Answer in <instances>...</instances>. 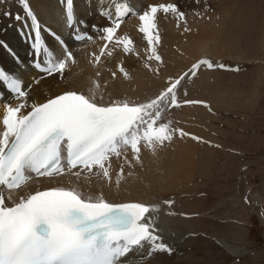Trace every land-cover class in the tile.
<instances>
[{
  "label": "snow or ice",
  "instance_id": "snow-or-ice-1",
  "mask_svg": "<svg viewBox=\"0 0 264 264\" xmlns=\"http://www.w3.org/2000/svg\"><path fill=\"white\" fill-rule=\"evenodd\" d=\"M65 2L66 25L74 29L73 38L77 42H103L98 52L89 55L94 65L100 66L106 61L116 64L118 71L109 69L113 80L118 78V73L125 79L131 78L123 62L116 59L118 50L140 56L131 36L120 34L125 17L138 15V31L147 41L143 66L157 73L158 64L163 63L158 51L161 41L158 13L174 16L178 27L181 22L187 24V14L174 2L153 3L137 14L128 0H123L114 3V14L113 10L101 5V15L109 22L104 26L93 25L94 37L79 28L83 21L76 20L74 0ZM20 3L34 32L31 47L37 57L35 69L47 77L65 79L66 73L78 63L77 52L52 32L62 47V52L54 55L42 39L41 23L29 0H20ZM208 7L205 3V11ZM5 15L11 13L6 11ZM15 19L20 21L23 17L17 14ZM190 30L184 28V31ZM0 46L15 55L4 41L0 40ZM41 52L45 54L43 62L39 59ZM152 62H158L156 68L152 67ZM202 67L240 71L239 66L231 67L205 57L184 73L169 77L166 87L143 101L112 99L111 93H107L109 98L106 99L104 86L107 81L102 86V73L97 71L87 91L69 84L41 102L33 100L31 93L43 77L34 78L25 85L22 78L0 68V81L17 101L4 105L0 122V264H129L130 254L138 256L140 264H148L157 253L171 255L175 248L163 239L158 226L160 204L111 203L102 193L86 194L71 181L70 186L24 190L40 177L69 176L77 181L83 177L87 181L91 175H97L111 182L112 157H122L125 164L133 167L141 162L143 149L155 155L177 134L181 138L191 136L194 140L210 143L175 127L173 120L167 118L172 108L182 104H205L210 108L202 100L181 101L178 98L184 81L196 77ZM184 96H187L186 89ZM123 178L122 165L115 181L117 186ZM245 202H249L247 197ZM162 203L171 206L174 201Z\"/></svg>",
  "mask_w": 264,
  "mask_h": 264
},
{
  "label": "bare ground",
  "instance_id": "bare-ground-1",
  "mask_svg": "<svg viewBox=\"0 0 264 264\" xmlns=\"http://www.w3.org/2000/svg\"><path fill=\"white\" fill-rule=\"evenodd\" d=\"M175 1L128 0L137 14L142 13L150 4ZM115 2H123V0H74L76 20L78 22L83 21L82 24H79V28L95 37L96 34L92 26H104L109 22L107 18L101 15V5L113 10L114 14ZM29 4L44 29L42 38L47 47L54 55H59L62 52L60 43L51 34L54 32L74 52H77L78 61L77 65L72 66L71 70L66 73L63 80L59 76L47 77L40 73L32 65L34 61L33 48L27 44L25 38L18 31V27L30 21L23 5L20 0H4L3 3H0V40L4 41L15 53L13 55L8 49L0 46V68L22 78L25 85L30 84L34 78L43 77L41 83L35 86L31 93L33 100L42 102L47 97L63 91L69 84L87 91L92 80L95 79V73L100 71L102 73L101 85L103 86L104 82L107 81V85L104 86L106 99L109 98L107 93H111L112 99L130 98L143 101L153 98L166 87L169 77H176L184 73L193 63L202 58L212 57L218 62L223 55L233 58L234 61H248V59L241 58L243 56L241 52H234L220 44L216 38L219 28L216 29L215 20L206 23L201 16L191 15L187 18L186 25L181 22L178 27L174 16L158 13V29L161 36L158 51L162 56L163 63L158 64V73L153 72L143 66V60L146 59L147 41L144 34L138 31L140 23L138 15L129 14L124 19L120 34L131 36L140 56L135 53L124 54L118 50L116 59L123 62L131 78L125 79L122 74L118 73V78L113 80L109 69L118 71L116 64L106 61L97 66L91 62L89 55L91 52H98L99 46L103 42L99 40H96L95 43L77 42L73 38L74 29L68 27L66 21L63 23L64 16L62 13L66 11L63 8L65 0H29ZM6 11L10 12L11 15H5ZM17 14L23 19L16 20ZM185 27L191 30L184 31ZM46 29L51 31L47 32ZM157 63L152 62V67L156 68ZM202 69L199 70L196 77L184 81L183 87L178 92V98L181 101L187 97H196L198 100L204 98L210 101L214 109H217L216 89H213L216 88L214 83L215 71ZM210 76L213 77V85L210 83ZM185 89L187 90L186 97L184 96ZM220 95L222 96V93ZM8 102L17 103L12 98V94L0 82V114L5 110L4 105ZM31 102L30 100L29 103ZM205 109L200 104H182L181 107L172 108L167 114V118L173 120L175 127L182 128L186 132L202 138L207 132L203 126L205 118L210 117L213 121L218 119L214 111V113H209ZM208 139L209 136H205L203 141ZM199 142L192 139L191 136L181 138L177 134L170 143H166L155 155L149 150L143 149L141 162L134 164L133 167L125 164L122 157H112L109 169L111 182L97 175H91L87 181L83 177L79 181L69 176L56 179L40 177L31 181L24 191L70 186L71 181V184L78 185L80 190L86 194L95 196L102 193L106 200L117 202L135 200L160 204L158 226L162 230L163 239L174 246L175 251L171 255L157 253L148 264H186L193 251L194 242L201 236V231L198 228L201 220L200 214L193 210L194 207H189L187 204L191 190L201 179V174L198 172ZM202 144L205 143L202 142ZM128 157L131 159L130 152ZM122 165L124 178L117 186L115 181ZM129 172L132 175H128ZM164 200H173L174 203L171 206L164 205L162 203ZM168 213L174 214L169 215ZM207 236L214 237L218 243L227 246L223 238L211 234ZM189 244L193 246L191 250H189ZM129 264H140V258L135 254H130Z\"/></svg>",
  "mask_w": 264,
  "mask_h": 264
},
{
  "label": "rangeland",
  "instance_id": "rangeland-1",
  "mask_svg": "<svg viewBox=\"0 0 264 264\" xmlns=\"http://www.w3.org/2000/svg\"><path fill=\"white\" fill-rule=\"evenodd\" d=\"M176 1L187 18L200 12L206 23L215 20L220 44L248 59L221 55L218 62L240 71L212 69L217 109L201 98L218 119L205 118L202 140L209 136L210 143L198 145L201 179L187 204L200 214L201 236L189 244L186 264H264V0Z\"/></svg>",
  "mask_w": 264,
  "mask_h": 264
}]
</instances>
